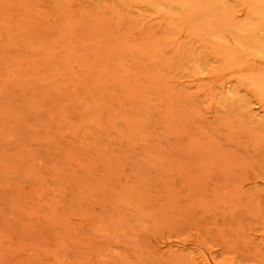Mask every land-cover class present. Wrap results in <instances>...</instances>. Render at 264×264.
<instances>
[{
	"label": "rangeland",
	"instance_id": "1",
	"mask_svg": "<svg viewBox=\"0 0 264 264\" xmlns=\"http://www.w3.org/2000/svg\"><path fill=\"white\" fill-rule=\"evenodd\" d=\"M263 70L264 0H0V264H264Z\"/></svg>",
	"mask_w": 264,
	"mask_h": 264
},
{
	"label": "bare ground",
	"instance_id": "2",
	"mask_svg": "<svg viewBox=\"0 0 264 264\" xmlns=\"http://www.w3.org/2000/svg\"><path fill=\"white\" fill-rule=\"evenodd\" d=\"M64 2H65V1H64ZM103 2H104V1H103ZM65 3H66V2H65ZM199 3H200V2H199ZM93 4H94V3H93ZM101 4H102V2H101ZM103 4H104V3H103ZM209 4H210V3H209ZM140 5H141V4H140ZM142 6H143V5H142ZM61 7H62V6H61ZM198 8H199V7H198ZM206 8H207V6H206ZM60 9H61V8H60ZM206 10H207V9H206ZM100 12H101V11H100ZM229 14H230V12H229ZM83 16H84V15H83ZM86 16H87V17H83V18H87V19H89L88 14H86ZM94 17H95V19H96V16H93V20H95ZM231 17H233V16H231ZM233 19H234V18H233ZM97 20H98V19H97ZM97 20H96L95 22H97V24H98L99 21H97ZM206 20H207V19H206ZM206 20H205V21H206ZM84 22H86V21H84ZM206 22H207V21H206ZM209 22H210V21H209ZM92 24H95V23L93 22ZM207 24H209V23H207ZM92 26H93V25H92ZM94 26H97V25H94ZM98 28H99V27H98ZM207 28H208V27H207ZM200 30H201V28H200ZM248 31H249V30H248ZM249 33H251V32H249ZM206 34H207V33H206ZM207 35H208V34H207ZM220 35H221V34H220ZM209 37H210V36H209ZM198 38H199V37H198ZM216 40H217V39H216ZM188 41H189V40H188ZM212 42H213V41H212ZM217 43H218V42H217ZM221 44H222V43H221ZM223 45H224V44H223ZM226 47H227V46H226ZM228 47H229V46H228ZM228 50H229V49H228ZM66 51H67V50H65V52H66ZM72 54H73V52H72ZM231 54H232V53H231ZM65 56H66V55H64L63 59L65 58ZM72 57H73V56H72ZM72 57H71V58H72ZM244 57H245V56H244ZM73 59H76V58H73ZM73 59H72V61H76V60H73ZM226 59H227V58H226ZM230 59H232V58H230ZM236 59H237V58H236ZM77 60H79V58H78ZM233 60H235V59H233ZM66 63H67V62H66V58H65V64H66ZM241 65H242V64H241ZM248 68H249V67H248ZM263 71H264V70H263ZM261 72H262V71H261ZM250 74H251V73H250ZM257 75H259V74H257ZM252 76H253V75H252ZM239 79H240V78H239ZM260 96L262 97V95H260ZM259 99H260V98H259ZM263 102H264V101H263Z\"/></svg>",
	"mask_w": 264,
	"mask_h": 264
}]
</instances>
